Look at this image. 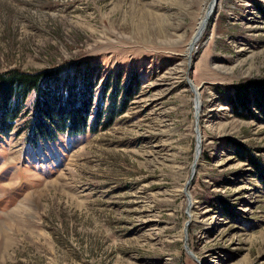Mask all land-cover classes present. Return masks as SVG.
<instances>
[{
	"label": "rangeland",
	"instance_id": "374dc122",
	"mask_svg": "<svg viewBox=\"0 0 264 264\" xmlns=\"http://www.w3.org/2000/svg\"><path fill=\"white\" fill-rule=\"evenodd\" d=\"M215 1L0 0V73L84 60L141 80L109 127L54 141L29 143L27 99L0 138V264H264V183L236 152L264 166V118L227 100L264 78V0Z\"/></svg>",
	"mask_w": 264,
	"mask_h": 264
},
{
	"label": "trees",
	"instance_id": "16d2710c",
	"mask_svg": "<svg viewBox=\"0 0 264 264\" xmlns=\"http://www.w3.org/2000/svg\"><path fill=\"white\" fill-rule=\"evenodd\" d=\"M258 11L264 18V9L258 7ZM140 86L138 72L131 71L125 79L120 71L103 76L98 65L84 60L65 61L40 71L6 70L0 73V138L11 132L26 111L29 113L22 110L29 97L31 108L36 106L32 116L37 117H29L27 124L29 143L34 144L37 139L54 141L60 134L76 136L87 128L96 131L99 126L109 127L126 110ZM232 89L233 101L227 99L231 107L246 113L245 104L253 101L264 118V78L250 79ZM237 145L239 159L254 165L256 177L264 183V166L246 146Z\"/></svg>",
	"mask_w": 264,
	"mask_h": 264
},
{
	"label": "water",
	"instance_id": "95a60500",
	"mask_svg": "<svg viewBox=\"0 0 264 264\" xmlns=\"http://www.w3.org/2000/svg\"><path fill=\"white\" fill-rule=\"evenodd\" d=\"M215 2H217V0ZM215 2H214V4H215ZM214 4H212V8H210V6L208 5L210 9L208 8V10H207L208 12H207V16H206L205 22H206V20L210 19ZM198 36H200V33H199ZM196 41L197 40L194 39L192 42H190V44H191L190 50L192 49V46L196 43ZM188 82H189L188 84L190 86V89H191L192 93L194 94V99H195L196 98V93L192 90V87H191V86H194V85H193L192 81L189 80ZM195 88H196L197 94H198V89L199 88L196 87V86H195ZM194 111H195V102H194ZM196 117L197 116L195 114V123L197 125ZM196 129H195V136L196 137H195V149H194V162H193V165L191 166V173H190V177H189V179H188V181L186 183V186L189 184V182H190V180H191V178H192V176L194 174V169H195V166H196V163H197V159L200 156V152H201V139H200L201 135H200V133L198 134V130H196ZM186 197H187V199H189V196L187 194H186Z\"/></svg>",
	"mask_w": 264,
	"mask_h": 264
},
{
	"label": "bare ground",
	"instance_id": "6f19581e",
	"mask_svg": "<svg viewBox=\"0 0 264 264\" xmlns=\"http://www.w3.org/2000/svg\"><path fill=\"white\" fill-rule=\"evenodd\" d=\"M215 1V0H212V2ZM209 8V7H208ZM210 8H212V6H210ZM209 8V9H210ZM208 12V11H207ZM207 12L205 13L204 17L202 18V20L200 21V23L198 24V29L196 30V33L193 37V39L191 40V42L196 39L197 41H199V39L201 38V35L203 34L204 30H205V27L207 25V22L209 21L206 20L205 22V19H206V16H207ZM200 33V36H198ZM196 41V42H197ZM190 47H191V44H189V51H190ZM193 50V49H192ZM192 52V51H191ZM190 54V52H189ZM192 87V90L196 93V98H195V110L198 112V110L200 109V100H199V97H198V94H197V90L194 86H191ZM199 133V132H198Z\"/></svg>",
	"mask_w": 264,
	"mask_h": 264
}]
</instances>
